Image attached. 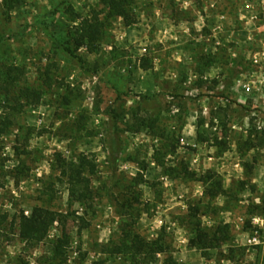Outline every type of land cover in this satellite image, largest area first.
<instances>
[{"label": "rangeland", "instance_id": "rangeland-1", "mask_svg": "<svg viewBox=\"0 0 264 264\" xmlns=\"http://www.w3.org/2000/svg\"><path fill=\"white\" fill-rule=\"evenodd\" d=\"M247 1L131 0L132 25L106 21L90 53L69 7L100 0H0V264H164L108 253L129 232L164 238L178 264H264V5ZM59 156L97 165L85 202ZM36 207L62 215L40 244L20 237ZM192 207L231 240L191 249Z\"/></svg>", "mask_w": 264, "mask_h": 264}, {"label": "trees", "instance_id": "trees-1", "mask_svg": "<svg viewBox=\"0 0 264 264\" xmlns=\"http://www.w3.org/2000/svg\"><path fill=\"white\" fill-rule=\"evenodd\" d=\"M104 11H93L88 17L75 13L73 7H69V12L74 18L76 26L72 34V40L76 50L82 48L87 49L90 53L97 51V46L103 37L106 28V21L112 19H123L127 26L132 25L131 15V0H100ZM13 6V4L11 5ZM105 15V20L101 16ZM47 36L58 45L57 40L48 32ZM3 40H0V44ZM65 51L74 55V51L70 48H65ZM145 70L150 67L145 63ZM117 120L116 112L113 113ZM115 150H113L114 152ZM115 153V152H114ZM60 170L63 177H67L66 182L70 186V196L77 201L85 202L88 199L87 192L91 184V178L96 174L97 165L93 163L88 156L79 157L77 163H67L59 156ZM166 174L174 176L181 173L179 168H167L165 163H161ZM189 174L188 169L184 171ZM209 180H207L208 182ZM223 183L220 180L212 183V188L207 190V195L211 200L218 198L224 193ZM188 215L191 224L193 225L194 236L189 241V247L199 251H209L221 248L223 244L228 243L231 238V228L229 225L220 223L211 229H206L201 223V209L192 207ZM264 214V203H263ZM62 215L52 211L49 208L36 207L33 209L30 216L24 213L20 217V237L30 243L40 244L44 242L52 227L57 221H60ZM69 245V239L63 238L59 240V244L55 247L54 254L56 259H61L64 256V251ZM108 253L112 256H120L123 254L131 256L133 259H142L143 261L155 262L159 255L165 256L164 264H178L169 252V248L164 241V238H159L156 241L147 242L139 234L129 232L125 234L119 244L108 249Z\"/></svg>", "mask_w": 264, "mask_h": 264}, {"label": "built area", "instance_id": "built-area-1", "mask_svg": "<svg viewBox=\"0 0 264 264\" xmlns=\"http://www.w3.org/2000/svg\"><path fill=\"white\" fill-rule=\"evenodd\" d=\"M260 2H262V4L264 5V0H259ZM252 7H253V3H251L249 0L246 2V8L248 9V10H251L252 9ZM251 19H252V21H255L256 20V16H254V15H252L251 16ZM257 62V61H256ZM248 90H250V89H248Z\"/></svg>", "mask_w": 264, "mask_h": 264}]
</instances>
